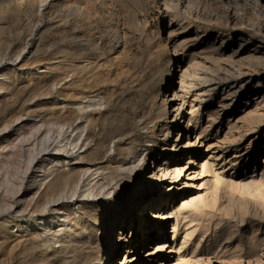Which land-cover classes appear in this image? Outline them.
Returning a JSON list of instances; mask_svg holds the SVG:
<instances>
[{
	"label": "rangeland",
	"instance_id": "374dc122",
	"mask_svg": "<svg viewBox=\"0 0 264 264\" xmlns=\"http://www.w3.org/2000/svg\"><path fill=\"white\" fill-rule=\"evenodd\" d=\"M191 118L159 160L196 178L145 199ZM263 197L264 0H0V264H108L121 236L130 264L146 236L147 264H264ZM163 201L164 232L131 225Z\"/></svg>",
	"mask_w": 264,
	"mask_h": 264
},
{
	"label": "bare ground",
	"instance_id": "6f19581e",
	"mask_svg": "<svg viewBox=\"0 0 264 264\" xmlns=\"http://www.w3.org/2000/svg\"><path fill=\"white\" fill-rule=\"evenodd\" d=\"M62 1V0H61ZM36 43V42H35ZM29 45L32 47L34 45V39L31 40V42L29 43ZM36 47V46H35ZM31 50V49H30ZM34 50V49H33ZM47 58V56H46ZM48 59V58H47ZM54 59V58H53ZM42 60V59H41ZM39 59V61H41ZM45 60V57H44ZM42 60V61H44ZM38 61V62H39ZM51 61V60H50ZM54 61V60H53ZM53 63V62H52ZM178 77V76H177ZM177 106V105H176ZM174 106V107H176ZM178 107V106H177ZM174 109V108H173ZM178 110V109H177ZM178 113V112H177ZM193 117V116H192ZM192 120L194 119H190L188 121V125L186 126V128L184 129H179L177 130V134L174 136V138L172 139V141L170 142V144H165L162 147V152H157L156 150H152L153 152L150 153V155L148 156L149 162H150V166H148L147 169V174H148V179H147V187H146V192L145 194H147L146 198L149 197H154L157 198V189L159 187H162L165 185V182H176L180 177L182 176H187V179L189 181H193L196 178V170L192 171V168L187 169V167H183L180 168V166L178 165V162L173 164L171 162V160H169L168 157L165 158L164 162H161L160 156H165L166 153L168 151H179V152H183L186 148H190L193 146H196L197 144H199L200 141V133L198 135L196 128L191 129V125H192ZM194 130V132H193ZM198 130V129H197ZM170 132V131H169ZM188 134V138L187 141L185 142V137L184 135ZM191 134H195L196 139L195 142H192L190 137ZM193 135V136H195ZM194 141V140H193ZM202 143V142H201ZM202 145V144H201ZM68 146V145H67ZM64 148V147H63ZM66 148V147H65ZM167 156V155H166ZM212 158V157H211ZM125 163V162H124ZM127 163V162H126ZM193 160L190 159L189 161V165L193 164ZM236 163V162H235ZM131 164V163H130ZM129 165V164H128ZM134 165V164H133ZM209 165V164H208ZM125 166V165H124ZM136 167V166H135ZM203 170L206 167V165L202 166ZM201 167V168H202ZM212 167V165H211ZM132 168V167H131ZM208 168V167H207ZM206 168V169H207ZM205 169V170H206ZM200 174V173H199ZM198 174V175H199ZM147 178V177H146ZM187 182V181H186ZM175 184V183H172ZM187 185V184H186ZM174 186H171L170 189H172ZM176 187V186H175ZM186 187V186H185ZM169 188V187H168ZM260 190V189H259ZM260 192V191H259ZM24 198V197H23ZM27 198V196H26ZM264 198V197H263ZM163 199V198H162ZM171 199V198H170ZM25 200V198H24ZM177 200L176 196H173L171 201H175ZM32 202V201H31ZM56 205L60 206V208H62V206L64 205V202H60L59 200L56 201ZM25 204V203H24ZM148 204V203H147ZM146 204V205H147ZM28 205V204H27ZM149 205V204H148ZM23 206V205H22ZM165 206L163 209H159L160 207ZM169 205H166V201H163L162 204L158 203L157 205H155L153 208L149 207V214L147 215L148 217L143 218L142 220L139 219V217L136 214H133L131 216V220L130 223L131 225L133 224H138V227H140L141 229L145 231H154L155 236L159 235L161 232H164V230L167 228L168 224L171 222V214L169 215L167 211H169ZM51 207V206H50ZM52 208V207H51ZM48 209V206H47ZM100 209V208H99ZM165 210V211H164ZM164 211V213H163ZM119 212V211H118ZM103 216V215H102ZM123 216V211H120L118 214H115L113 216V218H111L115 224H118L119 222H121V217ZM102 218V217H101ZM43 219V217H42ZM39 220V222L35 225L37 226H41L43 225L42 221ZM179 219L178 217L175 218V222L173 224V234H174V243H175V236L177 235L178 231H179ZM120 231H123L125 228V223L121 222L120 223ZM30 230V229H29ZM32 230V229H31ZM81 230V228H80ZM83 230H87V229H83ZM142 231V230H141ZM78 233L79 232L78 230ZM81 236V235H80ZM33 237V236H32ZM40 237V235H39ZM20 238V237H19ZM93 238V237H92ZM125 238V237H124ZM123 239L122 236L120 237V240ZM97 240V239H96ZM111 240V239H110ZM120 240L118 241H112V243L109 246V249L107 250L106 255V259L110 260L108 262V264H130L129 262H127V251L130 248V245L127 242H120ZM125 240V239H124ZM152 237L150 236H146L144 239L141 238V240L139 241L140 247L141 249H145V252L143 253V256H138V257H134L132 259H130L134 264H147L148 260L157 257L156 255L158 254V252L162 251L163 249H166L165 247L167 246V244H163L161 245L159 248H156V250L153 252L150 251V248L152 247L153 243L151 242ZM28 241V240H27ZM92 242H89V244L87 245V249L89 250V253L93 254V252H98V254L103 250L102 249V245L98 242H93V240H90ZM80 242V241H79ZM151 242V243H150ZM154 242V241H153ZM165 242V241H162ZM161 242V243H162ZM96 243V244H95ZM263 243V242H262ZM35 244V243H34ZM158 244V242H157ZM258 244V243H257ZM36 245V244H35ZM76 246V245H75ZM82 246V244H81ZM136 246H138L136 244ZM258 246V245H257ZM256 246V247H257ZM108 247V246H107ZM260 247V246H258ZM257 247V249H259ZM105 248V247H103ZM155 248V247H154ZM261 248V247H260ZM85 249V248H84ZM106 249V248H105ZM104 249V250H105ZM153 249V248H152ZM257 249L255 251H257ZM253 255V254H252ZM163 257V256H162ZM250 257V255L248 256ZM65 258V257H64ZM96 262L95 264H107L105 263L104 259L100 258H96ZM163 260H165V257L162 258ZM162 260V261H163ZM60 261V260H59ZM95 261V260H94ZM163 264V263H161Z\"/></svg>",
	"mask_w": 264,
	"mask_h": 264
}]
</instances>
